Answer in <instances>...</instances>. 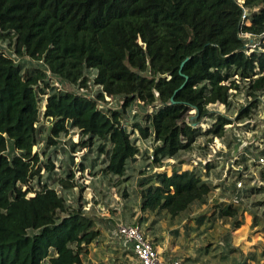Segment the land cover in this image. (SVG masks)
I'll use <instances>...</instances> for the list:
<instances>
[{"label":"trees","instance_id":"obj_1","mask_svg":"<svg viewBox=\"0 0 264 264\" xmlns=\"http://www.w3.org/2000/svg\"><path fill=\"white\" fill-rule=\"evenodd\" d=\"M243 6L257 9L249 26L236 0H0V264H84L99 235L81 203L68 206L40 180L43 168L54 171L50 159L43 166L32 152L41 117L51 123L47 145L77 130L82 148L98 142L101 174L122 177L141 152L140 139H152L146 159L161 169L190 152L200 134L222 137L231 120L208 106L230 105V90L241 89L235 78L250 99L236 119L255 112L264 94V46L248 52L240 34L264 33V0ZM5 42L12 55L36 65L24 67ZM90 70L99 88L93 98L54 86L88 89ZM106 97H120V108L102 107ZM135 103L153 110L128 130L124 117ZM206 118L214 122L202 132ZM141 174L143 212L175 218L192 203H205L212 190L194 170ZM73 180L69 170L59 185L73 189ZM237 214L231 205L219 210L221 218Z\"/></svg>","mask_w":264,"mask_h":264},{"label":"rangeland","instance_id":"obj_2","mask_svg":"<svg viewBox=\"0 0 264 264\" xmlns=\"http://www.w3.org/2000/svg\"><path fill=\"white\" fill-rule=\"evenodd\" d=\"M248 11L250 12V9ZM1 45L16 61L24 62L26 64L24 67L36 65L25 57L18 58L12 55L7 42ZM94 73V70L87 72L90 80L88 89L63 84L60 86V82L54 83V86L93 98L99 92V88L93 86L91 82ZM237 79L241 89L230 90L228 107L221 104L208 106L212 113L231 120V123L225 126L222 137L200 134L190 152H182L174 160H164L161 169H157L150 160L146 159L147 152L151 153L152 139H140L138 145L141 152L135 160L127 161L126 171L122 177L101 174L103 162L101 157L97 159L98 142L92 147L82 148L80 142L84 137L77 130L62 135L57 139L56 146L47 145L46 139L51 123L41 117L38 125L42 126L40 141L32 148V152L39 154L43 166L48 159L54 165L52 173H47L44 168L41 170L42 184L54 188L70 207L76 208L81 203L84 212L98 226H102L108 223L110 217L116 224L118 221L116 222L115 219L119 217L120 212L135 214L134 207L137 205L139 210L141 173L144 177L158 172H166L170 175L173 166L181 171L194 170L212 187V190L205 203H192L189 209L172 218L176 222L183 215L185 220L170 234H166L165 242L171 244L167 252L163 253L165 258L168 254L178 259L183 258L184 264H264V176L261 175L264 174V162L257 163L259 158L264 159V94L260 96L258 106L249 118L237 120L239 108L250 100L240 78H235ZM121 103L120 97H106L102 107L119 109ZM44 109L43 102L41 111L43 112ZM152 110L153 108H143L139 103H135L128 109L123 123L128 130H131L135 122L144 124L145 114L151 113ZM190 114H194V111H190ZM213 122V119H203L199 127L204 132ZM137 136L134 132L132 139L135 140ZM73 144H76L74 148ZM168 166L171 168H167ZM69 170L74 172L72 183L75 187L64 190L60 187L59 180L65 178ZM239 181L242 183V188L237 190L236 183ZM33 186L38 187L37 179ZM234 200H237V203ZM225 205L237 208L238 214L235 219L242 223L239 228L234 227V218L219 217V210ZM165 214L171 220V217ZM153 218L154 216H151V224L148 222V227L144 222L139 223L143 230L147 231L152 242L157 241L162 244L163 235L156 234L153 227L156 222L160 223L164 220L155 222ZM106 226L107 228L102 229L100 234L101 239L105 241L116 239L119 241L120 249L126 250L124 240L117 234L116 228L110 229L108 225ZM173 246H177V249L170 253ZM108 247L110 248L109 244ZM127 247L131 248L130 245ZM104 248L107 249V246ZM97 258L102 259V256ZM114 264L128 263L120 254L118 262Z\"/></svg>","mask_w":264,"mask_h":264},{"label":"crops","instance_id":"obj_3","mask_svg":"<svg viewBox=\"0 0 264 264\" xmlns=\"http://www.w3.org/2000/svg\"><path fill=\"white\" fill-rule=\"evenodd\" d=\"M175 163V162H174ZM170 166H168L167 168H169ZM171 168V167H170ZM169 168V169H170ZM92 178V177H90ZM102 191V190H101ZM116 199H118L116 197ZM138 204H140V199L138 201ZM193 205V204H192ZM137 207H139V205H137L136 207H134L135 209V214H129V213H125L123 214L122 212L119 213V217L117 219H115V221L117 222L115 224V222H112L111 217L109 218L108 223H104V225L102 226H98L96 223V229L99 231V235L98 237L95 239V241H93L88 247V251L86 254H84L83 256V262L84 264H104L105 262H107V264H114L116 262H118L120 254H122L124 261H126L128 264H137V262H135V259L133 257V254L131 252V248H128L127 246L129 245H125L126 250L125 249H120L118 243L119 241H117L116 239L114 240H108L105 241L104 239H101L100 234L102 232V229L105 230L107 228L106 225H108V227L110 229L112 228H116V226L118 224H125V225H134V224H138L141 228L142 226L140 225L139 222H144L145 226L148 227L151 220V216H154L153 220L156 222L157 220L161 221L162 219L164 221H161L160 223L156 222V224L153 227V230L156 232V234L162 236V244L160 242H152V240H150L153 244V246L156 248V250L160 253V256L165 260H173V259H178L176 257H171L170 254H168V257L165 258V256L163 255V253H166L167 250L170 247V244H166V234L167 233H171L172 231H174L176 229V226L183 224L184 223V216L182 215V217L179 218V220H177L176 222H174L172 220V218H170L171 220L168 219V216H165L167 213L166 211H154L152 214L146 212H142L141 209L139 208V210L137 209ZM119 212V211H117ZM168 214V213H167ZM151 215V216H150ZM149 222V224H148ZM105 226V227H104ZM143 230V228H142ZM145 232V234L147 235V237L149 238L147 231L143 230ZM165 235V236H164ZM165 242V243H164ZM108 244L110 245V248L108 247ZM104 246H107V249L104 248ZM177 249V246H173L170 250V253L175 251ZM97 256H102V259L97 258ZM179 259H183V258H179ZM102 260V261H101ZM185 262V259H183ZM101 261V263H100ZM186 264V263H185ZM199 264V263H196Z\"/></svg>","mask_w":264,"mask_h":264},{"label":"built area","instance_id":"obj_4","mask_svg":"<svg viewBox=\"0 0 264 264\" xmlns=\"http://www.w3.org/2000/svg\"><path fill=\"white\" fill-rule=\"evenodd\" d=\"M244 1L245 0H236V3L242 8V24L249 26L251 13L252 11H257V9L250 10L249 12L248 9L243 6ZM240 36L245 41L248 52L253 51L254 49L262 50L263 47H261L260 44L264 46V33L254 35L250 32H243ZM263 162L264 159L259 158L258 163ZM241 188L242 183L239 181L236 183V189L240 190ZM236 201L237 200H234L235 203H237ZM116 232L123 238L124 245L129 244L131 246V252L137 264H184L183 259L164 260L138 224H118L116 226Z\"/></svg>","mask_w":264,"mask_h":264}]
</instances>
